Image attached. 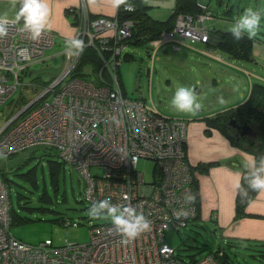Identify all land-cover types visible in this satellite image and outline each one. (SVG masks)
Here are the masks:
<instances>
[{
    "label": "built area",
    "instance_id": "2783aa9c",
    "mask_svg": "<svg viewBox=\"0 0 264 264\" xmlns=\"http://www.w3.org/2000/svg\"><path fill=\"white\" fill-rule=\"evenodd\" d=\"M197 5L200 12L177 14L162 37L147 40L149 56L166 41L175 46L183 40L176 35L202 42L209 38L205 20L210 11L202 2ZM129 12L121 6L111 14H94L83 0L64 8L73 23L57 52L62 69L29 102L35 101L27 112L0 132V154L37 144L55 149L83 178L82 198L88 205L105 198L130 204L148 219L149 230L125 245L108 220L89 222L87 239L80 242H25L9 230L10 195L0 178V264H220L222 246L185 260L164 240L165 229L183 227L195 215L193 173L184 158L186 119L162 114L150 99L123 93L117 66L135 23L125 15ZM73 36L84 41L83 52L90 47L100 57L99 68L86 76L70 75L83 53H67L66 41ZM53 44L47 27L34 40L23 30V21L8 25L7 35L0 38V104L17 87L19 71L41 60ZM90 167L99 172L91 174ZM186 193L193 198L185 200Z\"/></svg>",
    "mask_w": 264,
    "mask_h": 264
},
{
    "label": "rangeland",
    "instance_id": "374dc122",
    "mask_svg": "<svg viewBox=\"0 0 264 264\" xmlns=\"http://www.w3.org/2000/svg\"><path fill=\"white\" fill-rule=\"evenodd\" d=\"M136 1L138 6H143L147 14L156 19L167 18L175 3V0ZM46 3L49 21L55 1L48 0ZM204 3L212 14L205 22L213 25V29L217 31H229L247 7L264 10V0H220L219 3L217 0H204ZM15 15L16 7L11 5L10 0H0V17L14 20ZM261 25L256 38L264 41V18ZM170 27L163 31L170 30ZM161 33L157 38L162 37ZM209 34V38L203 42L175 34L176 38L192 42L194 47L165 44L152 56H149L150 46L147 40L127 42L122 50L126 57L117 66L123 93L130 97L140 96L144 102L150 99L162 114L183 117L188 121L207 114L214 116L217 112L233 107L246 96L251 81L264 84V43L252 42L250 58L231 56L227 50L210 45L209 42L217 43L219 36L212 30ZM60 50L57 43H54L44 50L41 60L28 63L26 72L20 73L17 87L14 90L10 88L13 92L0 104V132L12 127L27 112L29 102L43 90L41 83L60 72L63 66V57L57 53ZM88 52L85 51L76 62L72 70L75 76L82 77L92 73L93 59ZM180 86L195 90L201 104L200 110L195 114L179 112L172 107V97ZM228 120L229 118L225 119V124L228 125L225 133L233 134V127L238 135V129L229 124ZM250 128L252 133L243 134L246 138L243 141H249L245 145L258 143L254 126ZM47 151L53 150L37 144L17 152L0 154V177L2 180L3 176L7 179L4 180L10 195V206L22 217L21 221L11 223L9 230L25 242H36L45 237L54 243H61L64 239L77 242L86 240L89 222L108 220H93L88 216L90 205L82 199L80 192L84 184L83 178L70 164L64 163V170L58 175V188L53 190L45 159ZM28 169L33 171L34 184L25 175ZM89 172L94 174L99 169L90 167ZM43 185L50 197L49 201L38 198ZM22 205L29 208H23ZM194 213L196 214V202ZM59 217L75 219L79 224L75 227L61 225L57 221ZM203 217L204 219L194 221V215L185 226L177 229L168 227L163 231L164 240L175 247V252L180 257L190 260L222 246L227 264H264L263 214L254 219L247 217V223L251 227L258 226L255 231L245 233L242 237L230 235L228 238L222 235L221 228L213 225L208 213Z\"/></svg>",
    "mask_w": 264,
    "mask_h": 264
},
{
    "label": "crops",
    "instance_id": "0c3cea01",
    "mask_svg": "<svg viewBox=\"0 0 264 264\" xmlns=\"http://www.w3.org/2000/svg\"><path fill=\"white\" fill-rule=\"evenodd\" d=\"M54 1V9L46 26L53 33L54 43L60 48L64 44L63 39L71 34L73 23L72 17L66 16L63 12L65 5H76L81 0ZM200 1L204 2V0ZM219 1L217 0L218 3ZM84 3L94 14H111L114 9L110 0H84ZM220 3L226 5L224 2ZM226 12L228 13L229 10ZM188 42L183 39L178 45L193 48V43ZM165 44L170 42L166 41L162 46ZM209 44L216 46L213 42ZM208 116L210 115L207 114ZM204 117L206 116L186 121V139L183 144L185 161L193 171L196 202L194 221L204 219L203 216L208 213L213 225L222 229V235L227 238L230 235L242 237L241 235L255 231L258 227H251L247 223V217L254 219L257 215H264V190L253 191L239 209L235 206L236 180L238 177L241 178L243 171L251 167L253 160L255 162L257 160L253 152L246 146L232 142L219 127L207 128ZM258 158V162L264 160V156ZM229 160H234L239 165H231L228 163Z\"/></svg>",
    "mask_w": 264,
    "mask_h": 264
},
{
    "label": "trees",
    "instance_id": "16d2710c",
    "mask_svg": "<svg viewBox=\"0 0 264 264\" xmlns=\"http://www.w3.org/2000/svg\"><path fill=\"white\" fill-rule=\"evenodd\" d=\"M133 2H137L136 0H132ZM197 2H200V0H175L174 6L172 7V10L169 14V16L165 19H156L151 17L147 12L143 9V6H138L136 3L135 8L125 15H128L134 20V25L132 27V36L127 42H137L140 40H148L152 38H156L159 36V34L164 30L170 27L175 19V16L179 13H187V14H195L201 11V9L197 6ZM204 3V2H202ZM206 5V3H204ZM207 6V5H206ZM16 12L18 11L20 4L17 3L15 5ZM210 11V10H209ZM210 15L211 11H210ZM207 20V19H206ZM22 21V20H21ZM208 27L210 30L215 32L219 38L217 43L215 45L217 47H220L222 50H227L231 56H238V57H249L250 51L252 50V42H258V43H264V41L258 40L256 37L253 39H248L247 36H245L241 40H235L232 36L230 31H222V30H214L212 25L208 24ZM85 51H89L88 53L92 56L93 59V71L99 68L100 66V57H98L97 53L94 52V50L90 47L86 48L84 52L81 54L79 59L84 55ZM126 57V54L123 53L121 56V60ZM250 58V57H249ZM252 58V56H251ZM78 59V60H79ZM120 60V61H121ZM76 65V64H75ZM27 66V65H26ZM25 67L22 68L21 72H26ZM118 68V67H117ZM73 70V69H72ZM118 72V69H117ZM71 76H75L74 73H70ZM20 76V74H19ZM119 78V77H118ZM49 78L46 81H43L41 83V86L46 85L50 80ZM120 83V79H119ZM121 84V83H120ZM35 102V101H34ZM33 102V104H34ZM32 104V105H33ZM31 104L26 107V109H29ZM234 118L237 122H246L249 126H254L256 134L258 136V143L245 145L246 142L249 143V141H243L246 138L244 135H236V130L232 128L234 131L233 134H230L226 132L229 139L239 145L246 146L248 150L254 153L256 164H259V158L260 156H264V84L258 81H251L249 84V89L246 94V96L243 98L242 101L234 105L233 107H230L226 110L217 112L214 116H206L204 117V121L207 125V128L209 126L219 127L224 132L227 130L225 124V119L227 118ZM49 149H52L53 151H47L45 154V159L47 160V171H48V177L50 180V183L52 185L53 190L55 191L58 186V175L60 172H63L64 170V162L63 160L59 159L58 154L55 149L51 147H47ZM148 163H150L148 161ZM249 169L243 171L241 174L240 182L243 185V187L247 188V183L244 179L248 175ZM25 175L28 179L31 180V183L34 184L33 178V171L31 169H28L25 172ZM1 178V177H0ZM2 179V178H1ZM6 179L3 176V182L5 184ZM7 180V179H6ZM6 186V185H5ZM80 192L82 194V186L80 188ZM252 190L248 191L247 198L253 194ZM38 198L42 201H49L50 197L45 189V186L43 185ZM245 199H241L239 195H236L235 198V206L236 209H239L243 203L245 202ZM83 199V198H82ZM23 208H29L28 206L22 205ZM9 215H10V221L9 225L13 223L14 221H21L22 217L18 216L16 213V210L10 206L9 208ZM63 217H59L57 219L59 223V219ZM67 218V217H66ZM69 219V218H68ZM68 224H64L63 222H60L59 224L65 225V226H77L79 224L78 221L75 219H69ZM70 222H74V224L71 225ZM47 238V237H45ZM42 240V239H40ZM38 241V240H37ZM54 243V242H53ZM59 244V243H54ZM224 251L220 257V264H227L224 258Z\"/></svg>",
    "mask_w": 264,
    "mask_h": 264
},
{
    "label": "clouds",
    "instance_id": "9594fccd",
    "mask_svg": "<svg viewBox=\"0 0 264 264\" xmlns=\"http://www.w3.org/2000/svg\"><path fill=\"white\" fill-rule=\"evenodd\" d=\"M110 2L116 10H119L121 6L126 11L133 10L131 0H110ZM10 3L13 7L19 3L20 7L14 20L9 21L6 17H0V38L7 35L10 23L15 24L22 20L23 30L29 32L32 39H38L45 29L49 14L46 0H10ZM262 18H264V10L247 7L236 19L229 31L235 40H241L245 36L248 39H253L262 26ZM84 47V41L78 36H73L66 41V50L70 56L80 55ZM171 104L179 112L192 114H195L201 108L195 90L185 86H180L176 89ZM66 115L70 116V113ZM244 179L247 183V188L243 187L239 177L235 184L236 194L241 199L247 198L249 190H264V160H261L259 164H256L253 160L248 175ZM192 198L191 193L185 194V200H191ZM124 199H128V197H124ZM87 214L93 220H110L115 233L122 237L121 243L125 245L150 228L148 219L142 212H137L130 204H113L111 198L93 202Z\"/></svg>",
    "mask_w": 264,
    "mask_h": 264
},
{
    "label": "water",
    "instance_id": "95a60500",
    "mask_svg": "<svg viewBox=\"0 0 264 264\" xmlns=\"http://www.w3.org/2000/svg\"><path fill=\"white\" fill-rule=\"evenodd\" d=\"M214 43V42H213ZM21 112V111H20ZM228 123L230 124H235V119L229 117ZM235 127L238 129L239 134L238 135H243V134H249L252 133V130L250 128V126L246 123V122H242L241 124L235 125ZM229 164L231 165H239L238 162L234 161V160H229L228 161Z\"/></svg>",
    "mask_w": 264,
    "mask_h": 264
},
{
    "label": "flooded vegetation",
    "instance_id": "af4514ba",
    "mask_svg": "<svg viewBox=\"0 0 264 264\" xmlns=\"http://www.w3.org/2000/svg\"><path fill=\"white\" fill-rule=\"evenodd\" d=\"M206 8H207V6H206ZM207 10H208V9H207ZM239 123H240V122L235 121L234 126H235V125H238ZM232 125H233V124H232ZM232 128H233V127H232ZM232 128H231V129H232Z\"/></svg>",
    "mask_w": 264,
    "mask_h": 264
},
{
    "label": "bare ground",
    "instance_id": "6f19581e",
    "mask_svg": "<svg viewBox=\"0 0 264 264\" xmlns=\"http://www.w3.org/2000/svg\"><path fill=\"white\" fill-rule=\"evenodd\" d=\"M84 2V1H83Z\"/></svg>",
    "mask_w": 264,
    "mask_h": 264
}]
</instances>
